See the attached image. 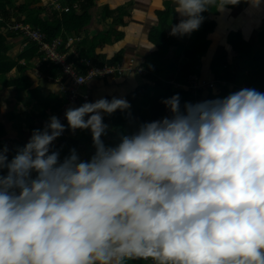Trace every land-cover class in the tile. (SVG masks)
Masks as SVG:
<instances>
[{"label": "clouds", "instance_id": "clouds-1", "mask_svg": "<svg viewBox=\"0 0 264 264\" xmlns=\"http://www.w3.org/2000/svg\"><path fill=\"white\" fill-rule=\"evenodd\" d=\"M173 2L170 35L183 36L238 0ZM236 88L183 111L173 95L171 117L113 147L102 113L125 99L70 107L68 127L92 134L86 161L51 150L65 131L56 116L11 160L0 150V264H264V93Z\"/></svg>", "mask_w": 264, "mask_h": 264}, {"label": "trees", "instance_id": "trees-1", "mask_svg": "<svg viewBox=\"0 0 264 264\" xmlns=\"http://www.w3.org/2000/svg\"><path fill=\"white\" fill-rule=\"evenodd\" d=\"M39 1L25 0L18 5L13 0H0V82L2 83L0 86L14 87L17 96L22 97V100L27 104H34L35 109L32 118L26 123L31 133L34 129L42 130L52 116L62 118L65 135L53 141L50 146L51 150L56 147L54 151L59 152L61 162L70 155L73 149L76 153L78 152L77 155L81 160L86 161V151H82L81 147L83 146L87 150L91 149V151H95V147L92 136H89L88 133L91 131L85 134L86 139L84 137L76 138L77 134L68 127L65 118V105L69 104V89H64L68 87L70 81L63 71V65L55 63L51 59H44L45 52L40 51L39 45L32 39L28 40L26 47L17 54L18 56L13 57L10 54L7 40L18 38L21 42L29 38V35L26 33V29L12 30L7 28L8 24L12 20L28 27L30 31H38L44 36L43 40L45 42L61 38L62 43L58 48L60 54H65V61L75 66L76 72L81 75H85L90 68L103 66L104 64L124 65L121 64L119 55L116 58L105 60L104 57H100L95 52L96 47L100 43H106L110 36L100 33L98 36L95 34L90 40L82 39L80 36L83 33L81 31L90 23L91 17L88 11L96 0H72L70 4L65 2L64 5H68V10L59 12V10L53 9L47 20H42L39 17L42 7L39 5L40 3H35ZM243 1L249 0H238V3ZM234 6L235 4H229L225 7L231 9ZM215 10V8H210L208 11L201 13L204 17L203 22L198 30L193 31L188 36L170 35L171 25H174V23L169 22L170 13L168 10L161 12L158 24L153 27L150 34V38L156 46V51L151 53L156 66L154 67L153 63L149 67L145 66L148 72L142 74L149 83L141 85L136 92L130 95V108L123 110L128 113L127 118L110 114L109 121L114 130L105 132V136L101 138L105 146L113 147L117 145L122 136L132 135L142 123L171 117L172 113L162 101L173 95L179 94L180 108L183 111L184 104L190 100L200 99L203 90H206V96L202 102L217 98L222 99L233 92L239 91L236 87L240 85L264 93V24L262 25V37L259 38L261 28L257 32V42L263 44L260 52L259 50H252L253 45L245 39L242 33L231 32L228 34L226 41L237 57L241 58L240 65L242 69L240 67L235 69L226 54H218L214 58L210 66V73L214 82L224 85L221 94H213L210 86L198 87L195 95L188 88L187 79L189 76L192 74L197 75L194 66L195 58L203 54L208 44H210L208 34L214 31L215 22L208 17V13ZM23 14H25L24 17H22ZM100 37L103 38L100 39ZM185 55L191 57L189 63L186 62ZM21 60H23V63L20 62ZM86 61L89 64L86 65ZM185 64L188 67L187 70H185ZM32 66L33 70L35 67L37 68L35 72L31 69ZM13 69L17 71V76L8 78V73ZM106 77L109 76L103 78ZM98 79H101V77L94 80ZM80 88L82 92H89L87 85H81ZM14 102L18 103L16 100ZM83 104V99L77 100L76 98L74 102L70 103V107L77 108ZM139 104L143 106L142 109L138 106ZM1 105L2 103H0V115L7 113L6 119L12 121L11 125H13V122L16 123V119L19 118L17 107L14 109V105L9 103L3 109ZM120 111L118 115H120ZM135 118L139 120L138 123L134 120ZM17 126L20 128L22 124L18 123ZM8 130L7 128L5 131L0 124V150L7 148V156L11 160L17 150L24 146L21 141L9 138H7V144H4L5 141L2 138ZM83 131L86 132V129ZM71 135L73 136L71 137ZM6 171L5 169L0 174H6ZM127 264H146V261L131 260Z\"/></svg>", "mask_w": 264, "mask_h": 264}, {"label": "rangeland", "instance_id": "rangeland-1", "mask_svg": "<svg viewBox=\"0 0 264 264\" xmlns=\"http://www.w3.org/2000/svg\"><path fill=\"white\" fill-rule=\"evenodd\" d=\"M13 1L19 5L25 0H13ZM106 1L107 0H96L94 2L93 6H95L96 14H94L95 18L94 21L92 22L95 23V25L91 24L88 27L87 32L89 33L88 37L90 35L93 36L94 34L98 36L101 33L110 36L111 38H113V40L107 44L100 43L96 47V51L98 52L96 54L99 55L100 57H104L106 60L116 58V56L118 55L121 60H126L129 57H134V58H130L129 63L127 64V67L129 68L127 73L129 74L130 72H132L134 74L137 73L140 75L137 69L134 70V68L137 67L141 68V71H143L141 74L148 72L147 68H145L144 66L137 65V60L139 58L142 60V56H145L147 61L148 60L152 61V57L150 56V53H152L154 47L148 44L147 40L143 37L142 34L139 35L141 39L137 43H134V40L137 38L136 35L139 34V30L141 27L136 24L127 26V24L128 22L133 23V18L138 21V19L135 17L136 12L134 13L133 18L128 17V14L126 13H120V11L129 10L130 8H132L133 5H135V3H138L143 0H123L122 2L118 3L116 10L114 12L111 11L105 14L104 12L102 13V11H100V8L103 6L104 2ZM152 1H153V5H152L153 10L154 9L155 10L163 9L162 11L168 10L170 13L169 22L174 24L179 22L181 18L179 16H176V13L174 12L175 5L173 0H152ZM42 2H44V0H40L39 2H35V3H40L39 5H41ZM46 4L47 6L54 4L55 9H59L60 11L63 10L61 8L62 5L58 0H47ZM153 10L152 12L155 11ZM140 13H142L144 16V11L140 10ZM147 14L148 12H146V15ZM24 15L25 14H23L22 17H24ZM152 15L155 16L154 13H152L151 16L147 18V20L150 23L146 24L145 26L146 33H148L150 27L155 22V18ZM40 16L42 17L43 15L40 14ZM208 17L215 22L214 31L208 34L210 44H208L203 54L195 58L194 66L195 69L197 70V73H195L197 75L192 74L187 79L188 88L191 89V93H193L194 95L196 94L197 88L201 86H203L204 88L210 86L213 94L222 93L224 85H220L214 82L213 76L210 73L211 63L218 54H222V53L226 54L227 58L229 59V62H231L232 65H234L235 69H238L239 67L240 69H242L240 65L241 58L237 57L236 53L231 48L229 43L225 41L229 33L231 32L242 33L245 39L250 41L251 44L253 45L252 47L253 51L259 50L260 52L263 46V44L257 42V36H258L257 32L261 28L259 38L262 37L263 35L262 25L264 24V0H259V3L257 5L251 3L250 0L243 1L241 3H236L235 6L231 9L225 7L223 11H217V10L210 11L208 13ZM46 19L47 18H44V20ZM7 28L12 30H18V28L24 29L26 28V26L22 25L19 22L11 20ZM131 29L133 31H131ZM117 34H119V39H117L116 37ZM185 36H188V34H185ZM101 38L103 37H100V39ZM30 39L33 40L32 35L31 37L21 42H19L18 38L13 40L8 39L7 44L10 47V54L13 57L18 56L17 54H19L23 50V48L26 47L27 42ZM37 44L39 45V43ZM139 44L142 47L141 50L137 49L139 47ZM185 57L187 59L186 62L189 63L191 61V57H187V55H185ZM181 60L183 61L184 59L182 58ZM20 62L23 63V60H21ZM31 69L33 70V66L31 67ZM36 69L37 68L35 67L33 71L35 72ZM187 69L188 67L185 64V70ZM15 76H17V71L15 69L11 70L8 73V78H12ZM116 76L126 77V74H121ZM110 78H111V82L114 84V80H116L115 76L101 78V80L106 81L105 84H108ZM0 85H2L1 82ZM137 90H135L134 92H136ZM205 96H206V90H203L202 97L200 99H195L193 101L190 100L189 102L192 104L202 102ZM13 98L14 100L18 101V103L14 102ZM110 100L111 98L109 99V101ZM0 103H2L1 107L3 109L10 103L14 105L13 107L14 109L17 107V110H19L18 111L19 118L16 119V123L13 122V125H11L12 121L6 119L7 113H2L0 115V124L3 126L5 131L7 130V128L9 129L6 132V135L2 138L5 141L4 144H7L6 143L7 138H9L16 141H21L23 143L22 145L25 146L27 140L30 139V136L32 134L28 130V126L26 125V123L28 122V120L29 121L31 120L30 118H32V114L35 109L34 104L33 103L27 104L25 101L22 100V97L17 96L14 87H4V86L3 87L0 86ZM129 103H130V99H129ZM138 106L141 109L143 108L141 104H139ZM116 111L117 112L112 113L114 116L120 118L128 117L127 112L123 110L120 111V109H117ZM119 111H120V115H118ZM111 115L108 114V117H103V123L108 125L106 132H110L114 128L109 121ZM134 120H136L137 123L139 122V120H137L136 118ZM134 120H132V122H134ZM18 123H21L22 127L23 126L24 127L19 128L17 126ZM88 131L90 130L86 129V132L83 130H79L78 132H75V134L83 135V134H87ZM88 133L90 134V136H92L91 132Z\"/></svg>", "mask_w": 264, "mask_h": 264}, {"label": "crops", "instance_id": "crops-1", "mask_svg": "<svg viewBox=\"0 0 264 264\" xmlns=\"http://www.w3.org/2000/svg\"><path fill=\"white\" fill-rule=\"evenodd\" d=\"M61 5H62V11H66L68 10V5H64L65 2H68L69 4L71 3L72 0H58ZM78 1H82V0H78ZM77 1V3H79ZM123 0H107L106 2H104L103 6L100 8V11H102V13L104 12L105 14H107L108 12H111V11H115L116 10V7L118 5L119 2H122ZM47 0H44V2L41 3V7H42V10H41V15H43L41 17L42 20H44V18H47L49 19L50 15H51V11H53V9H55L54 7V4L52 5H49L47 6ZM57 3V2H56ZM153 1L152 0H143V1H140L138 3H135V5L132 6V8H130L129 10H123V11H120V13H126L128 14V17H132L133 18V15L134 13L136 12L135 14V17L138 19L135 20L133 18V23L132 22H128L127 26L129 25H138L140 26V30H139V34L136 35L137 38L134 40V43H137L141 38L139 35H143V37L147 40L148 44L150 46H153L154 49L152 50V53L156 51V46H155V43L151 40L150 38V34H151V30L153 29V27H155L157 24H158V21H159V17H160V14L162 12L163 9H154L153 10ZM145 7H146V10H145ZM59 9H57L58 11ZM140 10L141 11H144V16L142 13H140ZM152 10L154 12H152ZM60 12V10H59ZM146 12H148V14L146 15ZM91 19H90V23L85 27V29L81 32H83L82 34H80L81 38L85 39V40H90V38H92L93 36H89V33L87 32L88 31V27L91 25V24H94L92 21H94V14H96V9H95V6H92L89 11H88ZM154 13L155 16H153L155 18V22L154 24L150 27L148 33L145 32V26L146 24L150 23L147 18L149 16H151V14ZM176 16H179L177 13H176ZM46 19V20H47ZM141 19V20H139ZM131 31H133L131 29ZM117 39H119V34L116 35ZM113 40V38L109 37L108 40H106V43L104 44H107V43H110L111 41ZM139 50L142 49V47L140 46L139 44V47L137 48ZM96 53H98L96 50H95ZM122 53V52H120ZM150 56H151V53H150ZM152 57V56H151ZM150 57V58H151ZM130 58H134V57H129L127 58L126 60H121V64L124 65L125 67H127V64L129 63V60ZM106 60V59H105ZM137 60V59H136ZM154 60L152 61H147L145 56H142V60L139 58L137 60V65H142V66H151L152 63H153V66L155 67L156 65L154 64ZM146 63V64H145ZM126 77H120V76H115V79L114 80V84L111 82V78L109 80V83L108 84H105L106 81H102L101 79H98V80H93L91 81L90 83L87 84V87L89 89V92L91 94V97H90V101L89 102H96L97 100L101 99V98H105V99H113V98H121V99H125L128 103H129V97H130V94H132L135 90H137L139 88V86L143 85L142 83L144 84H147L149 83L148 80L140 73L137 74V73H132L130 72L129 74L126 72ZM144 81V82H143ZM130 104V103H129ZM102 116L103 117H108V114L106 113H102ZM79 129H77L75 132H78ZM74 132V133H75ZM81 133V132H80ZM70 136V135H69ZM73 135H71L72 137ZM90 136V135H89ZM105 136V134H103L101 136V138H103ZM76 138H81V137H84L85 139L87 138L85 134H79L77 136H75ZM29 140H27L28 142ZM25 143V142H24ZM56 147H54L52 150L54 151ZM82 151H86L85 152V157L87 158V160H89L91 158V156L95 153V151H91V149L87 150V148L85 147H81ZM78 153V152H77ZM35 175V173H33Z\"/></svg>", "mask_w": 264, "mask_h": 264}, {"label": "built area", "instance_id": "built-area-1", "mask_svg": "<svg viewBox=\"0 0 264 264\" xmlns=\"http://www.w3.org/2000/svg\"><path fill=\"white\" fill-rule=\"evenodd\" d=\"M26 29V33L31 37L34 41L39 43L40 45V51L45 52V58L44 59H51L55 63H59L63 65V71L67 76V79H69L70 84H68V87H66L64 90L69 89L68 99L69 104L65 105V109L67 110L70 108V103L74 102L77 98L83 99V102H89L91 94L88 91L82 92L80 89L81 85H87L89 81H92L96 79L97 77H105V76H116L125 74L128 72L129 68L121 65H110V64H104L103 66H97L94 68H90L85 75H81L75 70V66H72V64H69L65 61V54H60L58 48L62 43L61 38L53 39L50 42H45L43 40V35L40 34L38 31H30L28 30V27L24 28ZM71 41V39H69ZM43 59V60H44ZM89 64L88 61H86V65ZM137 69L139 73H142L141 68L137 67L134 68V70ZM72 85V87H70ZM60 122L62 123V118H58ZM63 124V123H62ZM65 133L63 132L58 138L55 140L63 137ZM54 140V141H55Z\"/></svg>", "mask_w": 264, "mask_h": 264}, {"label": "bare ground", "instance_id": "bare-ground-1", "mask_svg": "<svg viewBox=\"0 0 264 264\" xmlns=\"http://www.w3.org/2000/svg\"><path fill=\"white\" fill-rule=\"evenodd\" d=\"M226 41V40H225ZM227 42V41H226Z\"/></svg>", "mask_w": 264, "mask_h": 264}]
</instances>
